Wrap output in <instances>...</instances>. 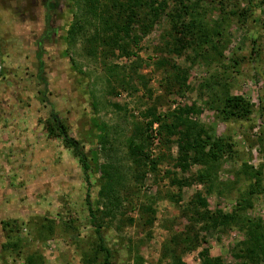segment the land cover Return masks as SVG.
Returning <instances> with one entry per match:
<instances>
[{
  "label": "rangeland",
  "instance_id": "1",
  "mask_svg": "<svg viewBox=\"0 0 264 264\" xmlns=\"http://www.w3.org/2000/svg\"><path fill=\"white\" fill-rule=\"evenodd\" d=\"M54 1L60 8L50 30L49 0H0V264H25L32 255L42 264H95L97 235L88 194L98 202L112 263L158 264L166 243L187 232L197 194L213 212L230 214L247 188L245 181L233 184L234 172L243 164L257 170L264 164V5L201 0L202 20L210 30L218 27L219 36L201 42L203 47L170 53L166 12L146 36L139 26L130 29L138 31L136 37L128 35L121 18L123 50L109 44L113 34L102 22L106 0ZM120 1L127 5L128 0ZM41 41L43 80L38 77ZM173 67L182 70L185 82L177 84L178 93L167 90L165 75L173 74ZM225 95L244 97L253 106L249 119L219 120L207 104ZM194 104L201 113L192 119L215 138L230 140L236 152L220 162L214 185L197 180L201 167H178V139L166 142L159 124L151 139L139 132L149 109L168 116ZM53 114L87 158L96 156L106 167L108 176L93 173L90 191L74 148L57 130L49 131ZM95 123L108 128L107 144L97 151ZM131 140L157 162L156 171L131 155ZM262 177L264 185V171ZM180 179L193 182L180 190L174 184ZM143 206L155 211L152 225L141 219ZM245 216L264 223V196L255 197ZM221 230L208 234L210 255L224 264H246L236 257L245 235L232 224ZM11 239L20 242L17 249H5ZM201 250L185 254L184 264H200ZM97 262L102 263L101 255Z\"/></svg>",
  "mask_w": 264,
  "mask_h": 264
},
{
  "label": "trees",
  "instance_id": "2",
  "mask_svg": "<svg viewBox=\"0 0 264 264\" xmlns=\"http://www.w3.org/2000/svg\"><path fill=\"white\" fill-rule=\"evenodd\" d=\"M96 1L100 3L99 0ZM169 2L175 3L172 8L169 6ZM200 2L201 0H196L195 3L190 4V0H128L125 6L120 0H106L104 4L106 5V16H103L102 22L107 27V30L113 34V37H109V44L112 47H119L124 50V40L121 38L124 28L121 25L123 23H119L121 18L126 21V32L132 27L139 26L140 28L137 29L141 35L146 36L151 31L154 23L166 12L167 17L171 21L169 36L167 37L173 43L168 44L165 49L168 48L169 51L172 47V51H169L170 53H182L181 51L187 47L191 49H195L198 45L203 47V43L207 44L210 42V39L219 36V32L217 31L218 27H215L214 31L210 30L202 20L204 16L201 12ZM107 4L110 6L108 7ZM261 4L264 5V0H261ZM58 7V3L52 4L50 2L47 18L49 22L52 19V12ZM122 12H125L126 17L123 16ZM117 14L118 16H116ZM73 31L71 30L70 34ZM137 32V30H130L127 34H133L136 37ZM138 41L139 38H136L135 43H138ZM199 55L202 54L199 52ZM37 56L39 65L38 77L43 80L45 66L42 43L39 45ZM173 68V74L169 73L165 75L168 85L167 90L169 93H178V91H181V86H179V90L177 84L181 85L183 83L185 86V82H183L184 79L182 80L181 77L182 70L179 67ZM207 105L211 110L215 111L217 118L224 123L249 119L253 107L244 97L230 95L222 96L218 100H210ZM200 113L201 110L195 104L192 107L179 108L168 116L157 115L155 110L149 109L144 115L148 119V122L144 124L143 128L139 129V132L146 136L147 139H151L150 132L155 124H159V133L166 139V142H170V139L173 137H177L178 139L180 145L178 167L188 170L192 166H199L202 170L197 180H208L214 185L220 162L225 157L232 158L236 152H234V146L230 140L215 138L205 126L192 119L193 114L199 115ZM49 125V131L54 132L57 130L66 142L74 148L79 163L85 171L89 191L93 187V173L95 175L103 173L108 176L106 167L99 166V159L96 156L88 159L83 150L84 147L77 140L69 137L66 126L60 121L58 116L53 114V122H49ZM94 126L97 129L98 138L94 151H97L107 144L108 128L98 123H95ZM129 147L131 155L138 158V161L140 160L139 163H144L145 165L147 162H150L151 171H156L157 162L150 159V156L143 151L142 146L137 144L136 141L131 140ZM263 171L264 164L258 170L254 166L243 164L241 168L234 172L233 184L237 185L245 181L247 188L230 214L223 215L222 212H213L207 200L201 194H197L194 199L195 206L189 213V228L187 232L180 236H173L166 243L162 261L166 262V264H184L183 257L185 254L202 248L200 252V264H224L222 258L210 255L207 248L209 244L208 234L217 232L219 229L225 231L232 224L238 227L246 238L238 247L237 260H244L246 264H264V223L260 219L253 220L245 216V213L252 209L255 197L259 195L264 196ZM192 182L193 179L188 181L180 179L174 181V184L182 190L183 187L189 186ZM228 186L230 184H220L219 187L226 189ZM211 189L214 190V188ZM218 191L220 194L221 191ZM179 199H181V196ZM87 205L90 222L95 228L97 235V243L96 247H94L95 251L91 263L98 264V255H101L102 263L100 264H113V252L107 245L106 238L102 233L103 227L98 223L97 219V214L100 211L98 202L92 201L90 194L87 196ZM106 213L107 215H112L109 211H106ZM141 219L145 220V226L152 225L155 220V211L149 206H143ZM3 225L6 228L11 226L7 222ZM18 243L20 242H15L11 239L5 249H17ZM162 261L158 264H163ZM88 262L89 260H87V263L84 261L85 264H88ZM42 263L43 259L36 255L29 256L25 261V264Z\"/></svg>",
  "mask_w": 264,
  "mask_h": 264
},
{
  "label": "flooded vegetation",
  "instance_id": "3",
  "mask_svg": "<svg viewBox=\"0 0 264 264\" xmlns=\"http://www.w3.org/2000/svg\"><path fill=\"white\" fill-rule=\"evenodd\" d=\"M46 2H47V0H46ZM50 2H52V4H54V3H58L59 4V7L54 11V12H52V14L53 15H51V17H52V19L50 20V22L47 20V18H48V8H49V5H50ZM48 4H46V13H47V15H46V20H47V22L50 24L49 25V29L51 30V23H52V20L56 17V14H57V12H58V10H59V8H60V3L58 2V1H54V0H49V2H47ZM42 43V48H43V42L41 41L40 43H39V45ZM38 45V46H39ZM39 52V51H38Z\"/></svg>",
  "mask_w": 264,
  "mask_h": 264
}]
</instances>
